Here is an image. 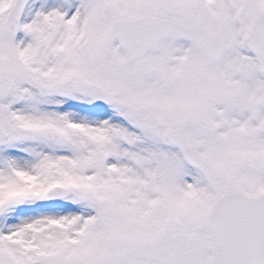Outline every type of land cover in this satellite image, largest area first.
I'll return each mask as SVG.
<instances>
[{
  "label": "snow or ice",
  "instance_id": "snow-or-ice-1",
  "mask_svg": "<svg viewBox=\"0 0 264 264\" xmlns=\"http://www.w3.org/2000/svg\"><path fill=\"white\" fill-rule=\"evenodd\" d=\"M0 264H264V0H0Z\"/></svg>",
  "mask_w": 264,
  "mask_h": 264
}]
</instances>
